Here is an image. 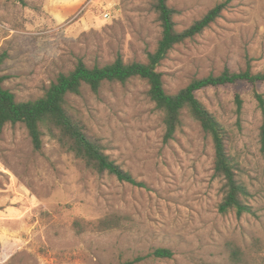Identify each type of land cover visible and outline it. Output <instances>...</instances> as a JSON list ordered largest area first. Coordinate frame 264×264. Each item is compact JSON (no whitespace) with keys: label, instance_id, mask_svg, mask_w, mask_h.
<instances>
[{"label":"rangeland","instance_id":"374dc122","mask_svg":"<svg viewBox=\"0 0 264 264\" xmlns=\"http://www.w3.org/2000/svg\"><path fill=\"white\" fill-rule=\"evenodd\" d=\"M223 5L201 33L175 45L157 71L167 94L228 69L264 73V0H169L181 32ZM153 0H0V76L16 101L43 96L78 60L86 66L146 62L160 39ZM108 17H105V15ZM264 81L196 92L230 133L229 154L250 214L221 215L210 138L187 112L163 142L162 114L141 79L83 85L69 113L139 186L98 174L43 130L35 151L23 125L0 134V264H264V149L254 93ZM242 102L237 110L236 96ZM101 221L111 222L103 228ZM157 248L171 258H155Z\"/></svg>","mask_w":264,"mask_h":264},{"label":"trees","instance_id":"16d2710c","mask_svg":"<svg viewBox=\"0 0 264 264\" xmlns=\"http://www.w3.org/2000/svg\"><path fill=\"white\" fill-rule=\"evenodd\" d=\"M169 0H153V10L160 29V39L153 52L146 54V62L125 63L118 54L114 61L103 66L85 65L78 60L72 71L60 74L56 81L45 91L42 97L35 100L18 102L14 94L3 87L5 77L0 76V134L3 128L23 125L35 151L42 149V137L45 129L48 134L65 146L86 166L96 173L114 177L117 181L139 186L133 176L104 153L103 147L92 139L83 125L70 113L67 103L68 95H78L83 85L93 93H97L102 84H125L131 79H141L148 85V97L156 110L162 114L164 125L163 142L172 140L181 126V115L185 111L192 120L197 122L213 146V176L221 182L222 199L218 205L221 215L234 213L237 218L250 214L251 209L245 202L247 191L238 178V165L230 156L228 146L229 131L197 99L196 92L206 88H216L237 82L256 84L264 81V73H252L249 66L244 71L231 72L228 69L217 76L194 79L176 94H167L163 87L162 75L157 71L169 51L177 44L193 38L213 23L222 11L218 5L207 12L201 19L192 23L187 29L178 32L175 29V11L168 6ZM254 97L261 112L259 140L264 149V97L255 92ZM237 110L242 102L236 96ZM103 228L111 227V222L101 221ZM155 258H171L172 253L165 248H157L151 254ZM244 252L232 245L228 253L231 264L243 262ZM142 257L126 260L118 264H137Z\"/></svg>","mask_w":264,"mask_h":264},{"label":"built area","instance_id":"2783aa9c","mask_svg":"<svg viewBox=\"0 0 264 264\" xmlns=\"http://www.w3.org/2000/svg\"><path fill=\"white\" fill-rule=\"evenodd\" d=\"M105 17H108V15L106 14Z\"/></svg>","mask_w":264,"mask_h":264}]
</instances>
